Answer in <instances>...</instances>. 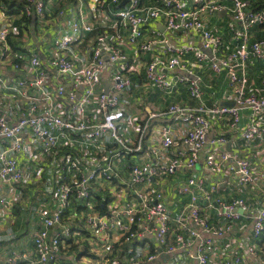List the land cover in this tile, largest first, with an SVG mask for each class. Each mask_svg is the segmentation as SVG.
Returning a JSON list of instances; mask_svg holds the SVG:
<instances>
[{
	"label": "built area",
	"instance_id": "2783aa9c",
	"mask_svg": "<svg viewBox=\"0 0 264 264\" xmlns=\"http://www.w3.org/2000/svg\"><path fill=\"white\" fill-rule=\"evenodd\" d=\"M4 0H0V70L12 67L15 71L22 70L24 63L15 60L11 43L12 36H19L23 46L30 42L31 34L27 29L29 20L38 16L39 35L44 37L46 27L53 25L60 16H64L66 9H60L56 15L47 17L44 13L45 0H29L20 12L21 24L17 25L13 32V22L3 15L5 12ZM53 1V0H51ZM123 0H95V5L103 9L104 14H112L113 18L106 29L99 33L91 42L89 48L92 52V60L88 64L78 66L69 57L68 51L72 44L86 33L93 32L96 26L85 21L84 15L72 20L70 29L62 33L54 41V54L48 60L46 66L51 65L57 71L61 81L57 83L56 93H50L45 87L48 81L47 73L40 70L43 62L37 52L30 53L28 65L36 69L37 74L32 86L37 90L32 94L26 87L23 79L13 86L7 79L0 75V90L6 88L19 95L17 98L28 107L20 114L16 123H11L7 113L0 109V141L7 147L0 151V185H18L23 181L22 168L16 157L23 145V133L30 130L43 142V155L51 157L57 147L65 140L71 139L70 134L80 132L89 139L100 137L103 132L111 131L115 140L109 149L113 157L106 166L95 168L88 175L75 182L78 197L91 198L90 185L97 180L112 182L119 176L116 169L117 161L125 154L141 150L142 136L137 142H127L119 132L118 125L125 119V112L120 107L123 92L131 85V77L127 72L119 70L113 75V84L110 89L96 86L102 84V74L111 64L122 62L125 69L129 67V57L126 47H136L141 52L151 50L156 44H161L166 55H154L144 64L147 80L154 86L172 92L179 84H186L189 95L200 102L196 108L180 103H172L168 111L177 120L189 122L191 127L183 139L187 150L174 156L169 163L154 164L142 163L130 166V181L132 184L150 182L154 176L165 177L175 174L182 168H192L199 159L201 149L209 142L212 145L226 146L228 138L224 135L208 140L211 130V120L207 114L213 116H228L231 129H236L241 123V110L250 111L242 137L246 142L264 135V80L263 89L256 86L250 79V64L253 59L264 58V40L255 38L253 33L255 26L264 24V2L261 7L253 5L252 0H158L157 4L145 6L141 0H127L119 9ZM228 13L226 28L230 35V46L225 48L220 34L214 33L209 28L212 17L218 13ZM109 13V14H108ZM55 19L53 22L50 20ZM165 19V29L168 32L193 33L202 39L199 46L195 43L179 45L170 41L165 31L156 24L150 30L147 25L158 20ZM209 49L211 55L203 49ZM192 54L198 61L209 59L212 72L217 74L225 71L229 86L233 93L234 105H214L207 107L203 102V88L200 78L191 76L192 70L186 65V55ZM108 56V60L104 57ZM181 70V73L167 75L165 71ZM68 78L71 89L67 90L62 81ZM83 87V93L78 90ZM3 93L0 92V99ZM46 101V102H45ZM45 108L39 111L41 104ZM95 105L101 113L100 119L88 121L85 118L88 107ZM69 110V111H68ZM68 111V112H67ZM155 115V114H153ZM175 143L171 130L165 126L162 128V144L169 148ZM13 153V154H12ZM96 159L93 158V161ZM228 162L229 169L240 173L239 181L249 184L254 178V167L249 158L241 157L238 153H230L223 150L219 153L210 152L206 158L209 169L216 173L222 168V164ZM217 183L211 186L206 184L205 178L190 177L179 186V192L190 195V202L184 207L181 220L190 218L194 226H187L190 238L183 233L176 236L174 249L195 250L190 252L197 264H209L210 251L216 237L224 235L230 230L233 223L245 217L251 212L246 198L236 197L232 200L218 199L217 215L228 221L226 225L210 222L197 204L199 198L212 199V193L217 189ZM73 189L67 183L57 187L42 190L44 199L51 201L39 208L41 228L34 235V258H30L28 264H47L60 251L64 238L68 237L71 227L65 225L62 233L50 236L51 229L61 224L63 216L68 208ZM0 202L10 208L11 203L5 198ZM253 218V235L257 239L264 231V202L255 210ZM92 233L98 237L104 245L107 254L113 252V243L110 241V232L116 229L121 240L130 241L136 235L151 233L157 241L164 243L170 230V210L163 201V192L160 190H138L134 201H128L118 208L104 214L96 212L86 215ZM186 225V223H184ZM210 232V236L207 233ZM259 244V243H258ZM264 241L260 246H263ZM249 252L259 257L264 262V246L257 249L250 246ZM22 253L14 251L7 258L8 264H14ZM156 255L147 258L152 261ZM107 264H120L118 258L105 256ZM222 264H243L241 255L226 258Z\"/></svg>",
	"mask_w": 264,
	"mask_h": 264
},
{
	"label": "crops",
	"instance_id": "0c3cea01",
	"mask_svg": "<svg viewBox=\"0 0 264 264\" xmlns=\"http://www.w3.org/2000/svg\"><path fill=\"white\" fill-rule=\"evenodd\" d=\"M21 0H9L16 3L10 7L5 1V12L13 22V32L16 34L17 25L21 24L19 8ZM260 0H252L254 6L260 7ZM158 0H141L145 6L157 4ZM25 3V2H24ZM44 13L47 17L56 15L60 9H66L64 16H57L50 20L53 24L46 27L44 37L39 35V23L41 19L36 16L29 20L27 29L31 34L30 42L23 46L19 36H12L11 43L15 60L24 63L22 70L15 71L12 67L0 70V75L7 79L11 86L20 79L25 80L26 87L32 94L37 90L32 86V82L37 74V70L28 65V55L37 52L43 62L40 70L47 73L46 89L50 93H56L57 83L60 80L57 71L51 65L46 66L48 58L55 53L54 41L62 33L70 29L72 20L81 16L85 21L92 23L97 28L109 30V23L113 15L104 14L103 9L95 5V0H45ZM29 4L26 3L24 5ZM228 20V13H218L209 22V28L222 36ZM156 24L169 36L170 41L183 45L186 43L202 44V39L193 33L168 32L165 29V19L160 17L155 22L146 26L150 30ZM95 28V29H97ZM94 29V30H95ZM101 33V32H100ZM226 33L228 34L227 30ZM92 32L84 34L83 37L71 45L68 54L78 66L88 64L92 60V52L89 48L96 36ZM17 35V34H16ZM229 36V35H228ZM129 57V67L125 69L122 62L111 64L102 74L101 86L110 89L113 84V75L116 71L127 72L131 77V85L121 96L120 107L125 112V119L119 123V132L123 138L130 143L137 142L142 136L141 150L125 154L121 160L117 161L116 169L119 176L112 182L97 180L90 185L91 198L85 200L78 197L77 192H73L66 210V214L61 224L55 225L50 236L62 233L65 225L71 227L68 237L64 238L63 246L56 252L47 264H107L105 256L118 258L120 264H197L191 257L190 252L195 250V246L190 250L174 249L175 239L178 234L183 233L187 239L190 238L187 226H194L193 221L187 217L181 220L184 207L190 202V195L179 192V186L185 183L190 177L205 178L206 184L211 186L217 183V189L212 193V199L199 198L197 204L201 212L207 216L208 220L214 224L226 225L228 221L217 215V200H232L236 197L246 198L251 212L245 217L233 223L230 230L224 235L215 238L210 251L209 264H222V262L235 255H241L243 264H264L263 260L249 252L250 246L261 249L264 238H255L253 235V218L255 210L264 202V135L256 137L250 142H246L242 137L243 129L248 122L250 111L242 109L241 123L236 129H231L228 116H213L207 114L211 120L212 128L208 134V140L224 135L228 138V144L212 145L209 142L201 149L199 159L194 167L182 168L173 175L160 177L154 176L150 182L132 184L130 181V166L132 164L154 163L166 164L180 152L186 151L187 146L183 143L185 135L191 125L189 122L177 120L168 111L172 103H180L192 108L200 105V102L193 99L188 92L186 84H179L178 88L172 92H166L147 80L144 64L154 55H166L161 44H156L151 50L141 52L136 47H126ZM208 54V50H205ZM108 60V56L104 57ZM255 60V59H254ZM253 60V61H254ZM252 61L250 75L256 86L263 89V84H258L260 74L254 73L256 63ZM186 65L192 70L191 76L200 78L203 88V102L207 107L214 105L233 104L234 97L229 86L228 76L225 71L213 73L211 61L209 59L198 61L192 54L186 55ZM167 75L179 74L181 70L165 71ZM67 90L71 89L68 78H63ZM72 90V89H71ZM3 93L0 99V109L7 113V118L11 123H16L20 114L28 107L22 103L19 95L10 89L0 90ZM83 93V87L78 90ZM46 102V101H45ZM45 103L41 104L42 111ZM69 111V110H68ZM67 111V112H68ZM155 114V115H153ZM101 113L95 105L88 107L85 118L88 121L100 119ZM169 127L175 143L164 148L162 144V128ZM70 138L57 147L51 157L43 155V142L30 130L23 133V149L16 153L17 160L23 172V181L18 185H0V199L5 198L11 205L5 207L0 202V264H8L7 258L14 251L22 253L24 258H20L14 264H28L30 258H34V235L41 228L39 218V208L51 201L44 199L42 190L51 189L66 182L75 183L81 177L88 175L95 168L106 166L113 157L109 154V149L115 140L111 131H105L94 139L85 137L80 132H73ZM7 144L0 141V151L4 150ZM226 150L230 153H238L241 157L249 158L253 164L254 178L249 184H242L239 175L229 169L228 162L222 164L220 171L212 172L206 164L207 155L210 152H221ZM13 154V153H12ZM93 158L96 159L93 161ZM76 187V185H75ZM138 190L163 192V201L170 210V230L164 243L157 241L151 233L146 236L136 235L132 240H121V236L116 229L111 230L110 241L113 243V252L107 254L104 245L99 241L90 228L86 220V211H94L99 214L110 212L128 201H134ZM105 205L104 206V203ZM98 203H103L106 211L102 212L96 208ZM186 223V225L184 224ZM210 232L207 233L210 236ZM259 243V244H258ZM152 255L156 257L148 261Z\"/></svg>",
	"mask_w": 264,
	"mask_h": 264
},
{
	"label": "trees",
	"instance_id": "16d2710c",
	"mask_svg": "<svg viewBox=\"0 0 264 264\" xmlns=\"http://www.w3.org/2000/svg\"><path fill=\"white\" fill-rule=\"evenodd\" d=\"M29 0H21L20 1V3H19V8H21V7H24V4H26L27 2H28ZM5 2L7 3V4H9L10 5V7H13V6H15L16 5V3L14 4V3H10L9 2V0H5ZM25 2V3H24ZM264 2V0H260L259 1V5H260V7L262 6V4L261 3H263ZM256 3V2H255ZM255 3H254V5H255ZM122 6L121 5H117V6H115L114 8L115 9H119V8H121ZM264 28V24H262L261 26H255L254 27V31H253V33L255 34V38H257V39H261V40H264V31H260L261 29H263ZM104 30H102L101 31V28H97V29H95V30H93V32H92V36H96V34H98V33H100V32H103ZM254 60V59H253ZM253 62H255L256 63V65H257V67H255V71H254V73L256 74V75H258V74H260V78H259V80H258V84L259 85H261V82H262V84H263V80H264V58H256ZM251 65H252V63L249 65L250 66V68H251ZM250 79L251 80H253V78L250 76ZM66 182H70V180L69 179H67L66 180ZM67 183V184H68ZM70 185V187L73 189V191H72V193L73 192H75L76 191V189H75V183H70L69 184ZM71 193V194H72ZM104 203V206H106L105 205V202H103ZM103 203H98L97 205H96V208L97 209H99V211H102V212H104V211H106V207H103ZM65 214H66V211H65V213H64V216H65ZM64 216H63V218H64ZM261 237H263L264 238V231L261 233V235H260ZM264 241V240H263Z\"/></svg>",
	"mask_w": 264,
	"mask_h": 264
},
{
	"label": "rangeland",
	"instance_id": "374dc122",
	"mask_svg": "<svg viewBox=\"0 0 264 264\" xmlns=\"http://www.w3.org/2000/svg\"><path fill=\"white\" fill-rule=\"evenodd\" d=\"M220 28H222L224 31H223V33H222V39H223V42H224V45H225V48H228V46H230V35H229V32H228V30H227V28H226V25H225V28H226V30H227V32H228V34L226 33V30L224 29V27H223V25H220L219 26ZM261 32L262 31H264V28L263 29H261L260 30ZM229 35V36H228ZM92 212H94V211H86V215H88L89 213H92Z\"/></svg>",
	"mask_w": 264,
	"mask_h": 264
},
{
	"label": "water",
	"instance_id": "95a60500",
	"mask_svg": "<svg viewBox=\"0 0 264 264\" xmlns=\"http://www.w3.org/2000/svg\"><path fill=\"white\" fill-rule=\"evenodd\" d=\"M126 1H127V0H123L122 3H121V6H123V5L126 3ZM202 49H203V48H202ZM203 50H204V51H205V50H208V54L211 55V51H210L209 49H203ZM226 105H228V106H233L234 103H233V104H226ZM238 175L240 176V173H238Z\"/></svg>",
	"mask_w": 264,
	"mask_h": 264
},
{
	"label": "clouds",
	"instance_id": "9594fccd",
	"mask_svg": "<svg viewBox=\"0 0 264 264\" xmlns=\"http://www.w3.org/2000/svg\"><path fill=\"white\" fill-rule=\"evenodd\" d=\"M4 1H5V0H4ZM4 1H3V3H5ZM28 2H29V1H28ZM28 2H27V3H28ZM120 5H121V4H120ZM124 5H125V4H124ZM124 5H123V6H124ZM25 6H26V5H24V7H25ZM123 6H122V7H123ZM24 7H22V9H24ZM225 137H226V136H225Z\"/></svg>",
	"mask_w": 264,
	"mask_h": 264
}]
</instances>
